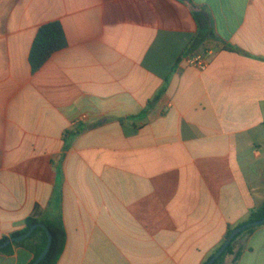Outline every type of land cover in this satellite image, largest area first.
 <instances>
[{"label": "crops", "instance_id": "crops-1", "mask_svg": "<svg viewBox=\"0 0 264 264\" xmlns=\"http://www.w3.org/2000/svg\"><path fill=\"white\" fill-rule=\"evenodd\" d=\"M263 209L264 0H0V241L61 218L58 264H205ZM221 264H264V226Z\"/></svg>", "mask_w": 264, "mask_h": 264}, {"label": "trees", "instance_id": "trees-1", "mask_svg": "<svg viewBox=\"0 0 264 264\" xmlns=\"http://www.w3.org/2000/svg\"><path fill=\"white\" fill-rule=\"evenodd\" d=\"M68 45L65 31L60 23H50L43 26L32 47L30 61L33 71L36 72L41 69L49 59L57 52L65 49ZM230 50V49H229ZM264 219V209L261 212H254L250 219V222L259 221ZM39 223H44L49 228L53 236L52 248L41 264H58L62 254L64 253L67 241L66 231L63 225L62 219H58L57 222H45L39 219L31 218L27 220V227L24 231L16 233L13 237L25 235L30 229ZM235 228L230 227L226 236V240L231 236ZM255 229L248 230L246 233L239 235L233 243L230 245L225 254L215 263L221 264L224 258L233 252L236 242L242 238L245 234L253 232ZM9 239L0 241V245L6 243ZM225 240V241H226ZM48 245L47 233L42 229H37L33 235L25 242L14 244L1 251V253H9L13 247H26L35 255L34 262L43 254ZM208 261L205 263L207 264Z\"/></svg>", "mask_w": 264, "mask_h": 264}, {"label": "water", "instance_id": "water-1", "mask_svg": "<svg viewBox=\"0 0 264 264\" xmlns=\"http://www.w3.org/2000/svg\"><path fill=\"white\" fill-rule=\"evenodd\" d=\"M262 226H264V219L259 220V221L250 222V223H247V224H245L243 226H240V227L234 229V231L232 232L231 236L224 242V244L216 252V254L211 257V259L208 261L207 264H215L225 254V252L228 250L230 245L233 243V241L239 235L246 233L248 230L256 229V228H259V227H262ZM37 229L44 230L47 233V236H48V245H47L45 251L33 263V264H41L46 259V257L48 256V254H49V252H50V250L52 248V245H53V236H52L49 228L47 227V225L44 224V223H39L36 226L32 227L30 229V231L28 233H26L25 235L18 236V237H13V238L9 239L6 243L1 244L0 245V252L5 250L6 248H8L11 245L19 244V243H23V242L27 241Z\"/></svg>", "mask_w": 264, "mask_h": 264}, {"label": "built area", "instance_id": "built-area-1", "mask_svg": "<svg viewBox=\"0 0 264 264\" xmlns=\"http://www.w3.org/2000/svg\"><path fill=\"white\" fill-rule=\"evenodd\" d=\"M185 62L188 66L197 68L201 71H205L208 66V60L205 58L204 54H194L185 58Z\"/></svg>", "mask_w": 264, "mask_h": 264}]
</instances>
